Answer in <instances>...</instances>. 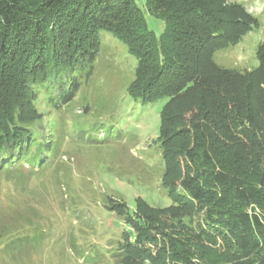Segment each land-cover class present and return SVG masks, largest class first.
<instances>
[{"label":"trees","instance_id":"16d2710c","mask_svg":"<svg viewBox=\"0 0 264 264\" xmlns=\"http://www.w3.org/2000/svg\"><path fill=\"white\" fill-rule=\"evenodd\" d=\"M145 5L165 24L159 40L135 0H0V171L38 174L52 164L56 138L45 137L36 104L69 109L94 69L99 33H111L137 60L129 97L168 99L158 141L161 187L173 203L113 206L127 227L121 262L203 264L189 243L218 241L247 256L264 244V43L250 71L222 68L214 54L258 21L225 0ZM231 198L245 208H231ZM196 212L194 226L182 221Z\"/></svg>","mask_w":264,"mask_h":264},{"label":"rangeland","instance_id":"374dc122","mask_svg":"<svg viewBox=\"0 0 264 264\" xmlns=\"http://www.w3.org/2000/svg\"><path fill=\"white\" fill-rule=\"evenodd\" d=\"M145 1L135 0L147 29L159 40L165 24L147 10ZM225 1L241 4L257 19L258 28L238 44L216 51L214 61L226 69L253 70L257 47L264 43V0ZM99 39L94 69L71 107L36 104L45 117V137L56 138L52 164L38 174L25 167L0 171V264H124L120 246L127 227L113 206L134 210L139 198L154 208L173 204L161 187L164 163L158 141L159 115L168 99L143 104L130 98L127 87L136 58L111 33L101 31ZM239 207L245 208L231 198V208ZM198 214L182 221L194 226ZM189 246L193 260L203 264L264 259V244L247 256L233 243Z\"/></svg>","mask_w":264,"mask_h":264}]
</instances>
